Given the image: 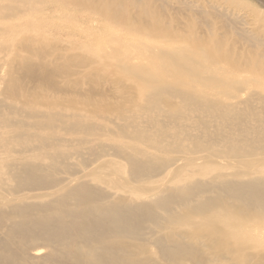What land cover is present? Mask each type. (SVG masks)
<instances>
[{
	"label": "bare ground",
	"instance_id": "bare-ground-1",
	"mask_svg": "<svg viewBox=\"0 0 264 264\" xmlns=\"http://www.w3.org/2000/svg\"><path fill=\"white\" fill-rule=\"evenodd\" d=\"M122 46L111 50L119 55L113 99L106 89L87 95L78 80L64 84L80 91L74 97L58 87L47 94L49 85L24 93L8 76L11 88L0 92V264H264V246L250 247L264 238V129L240 123L246 97L227 102L239 82L199 47L134 45L131 57ZM255 113L245 111L264 123ZM218 165L233 171L211 173Z\"/></svg>",
	"mask_w": 264,
	"mask_h": 264
},
{
	"label": "rangeland",
	"instance_id": "rangeland-1",
	"mask_svg": "<svg viewBox=\"0 0 264 264\" xmlns=\"http://www.w3.org/2000/svg\"><path fill=\"white\" fill-rule=\"evenodd\" d=\"M27 1H31L32 4H20L15 9H11L10 0H0L1 94L11 88L8 85L11 83L7 81L10 82L13 78L12 80L16 79L11 81L13 86L17 83L16 88L12 86L14 90L23 89L22 86L25 84V87L23 86L25 93L35 85V90L31 88L30 92L46 89L47 94H52L51 90L58 87L56 89L58 91L54 92H58L61 97H74L80 91L72 95L74 91L72 92L64 84L66 82L72 85L78 80L77 83H83L81 87L87 95L92 94L96 98L98 91L103 92L106 89L103 93L107 98L113 99L114 93L109 82L119 58V55L111 53L114 42H122V50L131 57L136 54L133 50H129L134 45L153 46L154 43L155 46L186 45L212 53L219 59V66L225 69L224 75L239 82L240 86L235 89L237 91L229 92L232 99L231 97L227 99L228 103H233L235 100L244 102L246 97L249 102L245 101L244 104L248 102L246 105L249 106H239V109L243 110L242 113L245 114L248 109L256 112V116L260 118L264 116V103L260 100L264 101V0ZM87 1L90 6L85 5ZM109 5L111 8L108 7ZM121 10L123 14L125 13V19L114 21V14L116 11L121 13ZM227 65L230 68H226ZM43 72L46 74L44 75ZM52 75H55V78ZM43 82L44 84L39 88L40 83ZM91 82L97 85L92 86ZM244 82H247L245 87ZM4 85L7 86L3 87ZM53 86L54 88L51 89ZM66 91L71 92L65 93ZM259 106L262 107L257 108ZM260 109L263 110L261 111L263 116ZM243 114L240 117L241 124L254 129H264L262 128L264 123L255 122L247 114L244 116ZM189 117L193 133H199L197 115L191 113ZM232 133L230 136L237 137L236 133L234 135ZM257 136L256 133L249 134L247 139L253 140ZM262 138L264 139V135ZM197 169L200 168L194 165L188 168L187 172L190 171L193 175V171ZM210 170L211 173L233 171L231 168L219 165L210 166ZM259 170L264 176V167ZM195 177L198 178L197 175ZM178 181L175 179L168 185H177ZM250 243L251 249L260 251L264 246V238L254 239Z\"/></svg>",
	"mask_w": 264,
	"mask_h": 264
}]
</instances>
